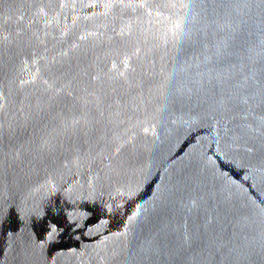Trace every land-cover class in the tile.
I'll list each match as a JSON object with an SVG mask.
<instances>
[{
    "label": "water",
    "instance_id": "95a60500",
    "mask_svg": "<svg viewBox=\"0 0 264 264\" xmlns=\"http://www.w3.org/2000/svg\"><path fill=\"white\" fill-rule=\"evenodd\" d=\"M0 264H264V0H0Z\"/></svg>",
    "mask_w": 264,
    "mask_h": 264
},
{
    "label": "snow or ice",
    "instance_id": "6c2138e0",
    "mask_svg": "<svg viewBox=\"0 0 264 264\" xmlns=\"http://www.w3.org/2000/svg\"><path fill=\"white\" fill-rule=\"evenodd\" d=\"M57 231L56 227L53 225L49 232V239L53 238V234Z\"/></svg>",
    "mask_w": 264,
    "mask_h": 264
}]
</instances>
